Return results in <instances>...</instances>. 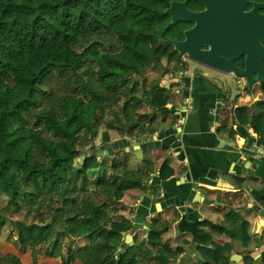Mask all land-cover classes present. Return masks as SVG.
<instances>
[{
    "label": "trees",
    "instance_id": "16d2710c",
    "mask_svg": "<svg viewBox=\"0 0 264 264\" xmlns=\"http://www.w3.org/2000/svg\"><path fill=\"white\" fill-rule=\"evenodd\" d=\"M175 1L0 0V195L23 218L31 216L30 222L9 219L31 264H37L34 242L40 238L44 255L61 264L169 260L161 240L168 223L157 219L147 223L144 239L122 247L132 225L116 216L117 206L127 190L143 189L154 165L133 171L123 150L120 159L107 149L108 131L139 138L157 131L156 117L139 112L141 101L153 113L169 111L170 89L160 86L169 71L142 86V98L136 78L148 69L158 72L163 59L173 73L187 69L164 44L176 40L178 24L166 13ZM93 36L100 41L76 48ZM259 87L264 93V82ZM252 105L253 112L242 108L232 125L264 140V99ZM172 173L163 161L159 178ZM5 221L0 215V224ZM233 224L209 227L246 245L248 223L234 217ZM229 250L228 244L197 246L198 264H229ZM0 264L21 262L4 255Z\"/></svg>",
    "mask_w": 264,
    "mask_h": 264
},
{
    "label": "crops",
    "instance_id": "0c3cea01",
    "mask_svg": "<svg viewBox=\"0 0 264 264\" xmlns=\"http://www.w3.org/2000/svg\"><path fill=\"white\" fill-rule=\"evenodd\" d=\"M223 76L176 75L175 81L181 82L176 89L181 100L167 107L172 119L164 121L166 126L158 128L150 141L140 143L138 137L122 143L131 170L138 171L149 162L154 173L143 189L124 193L119 215L132 225V233L127 234L133 244L136 236L146 237L147 223L155 219L168 223L161 239L169 259L166 264H198L202 258L197 246L224 244L230 246L229 264H264V140L252 129L239 128L222 117L224 101L230 98L218 80ZM259 85L254 84L251 94L246 92L239 100L250 99L252 89ZM262 96L260 90L256 100L264 99ZM138 144L140 158L134 154ZM251 148L262 154L254 156L258 164L247 161L254 155L248 152ZM163 161L173 171L166 179L158 176ZM234 217L248 223L246 245L226 232L210 230L209 225L232 228ZM36 261L61 264L59 259L41 254ZM74 264H79L78 260Z\"/></svg>",
    "mask_w": 264,
    "mask_h": 264
},
{
    "label": "rangeland",
    "instance_id": "374dc122",
    "mask_svg": "<svg viewBox=\"0 0 264 264\" xmlns=\"http://www.w3.org/2000/svg\"><path fill=\"white\" fill-rule=\"evenodd\" d=\"M99 39L96 36H93L89 39L83 40L78 45L76 48L78 50H82L84 47L88 46L89 43L98 41ZM100 41V40H99ZM172 64L168 65L166 61L163 59L162 60V65L159 67V71L155 72L152 69H148L142 76H139L136 78V81L139 84L140 91L138 92V97L142 98V86H148L150 83L154 82L157 78L161 76V73L164 70L169 71L168 74L165 76L161 77L160 81V86H169L168 89H170V94H171V102L176 104L180 102L181 98L176 92V89L180 86V81H175V76L180 75V72L178 73H173L172 72ZM199 67V66H198ZM187 68L188 72H191L192 74H206L208 76H212L211 73H209V70L207 68H197V65L192 62H187ZM179 77V76H178ZM213 78V77H212ZM229 76L225 75L223 76V79L219 78L218 80L221 82V86L224 89V91L229 93V99H226L224 101V106L222 107V117L227 120L228 123L231 122V119L233 116H235L237 113L240 112L242 108H247L248 112H253L252 104L254 100L256 101V96L257 93L260 91L259 87H255L252 89V95H250V99H247V101L239 100L240 97H243L246 95L245 91V83L244 80L241 78H233L232 81H229ZM217 79V78H215ZM264 97V96H262ZM170 108V107H169ZM140 113H149L152 114L156 117V120L154 122V127L156 129L161 128L162 125L166 126V124H163L164 121L172 119V117L169 115L167 111H164L162 113H153L149 107H147L143 102L141 101V106L139 108ZM102 131L105 130L104 125H101ZM109 138H110V144L107 149V151L114 150L113 147L116 146V149L114 150V153L116 154V158L124 159V154H122V143L123 141H129L132 140L133 138H138L139 134L134 133L133 136H129L127 134L125 135H120L116 131H108ZM99 147V145H98ZM114 157V158H115ZM113 159V158H112ZM128 159V165L129 164V156H127ZM107 162H111V159H108ZM125 193V192H124ZM122 199V198H121ZM118 209L116 216L121 218L119 215L120 210H121V200L118 204ZM0 215L4 216L6 218V221L2 224H0V256L4 255H10L14 260H19L21 264H31V256H30V250H23L21 249L18 244H17V233H16V227L15 225H12L9 221V219L13 221H20L24 217V213L22 211H17L12 205H10L4 195H0ZM26 222H30L31 216L27 215L26 217ZM137 237V236H136ZM145 236L140 235L137 237V240H142L144 239ZM40 238L39 240L34 242V246L37 249L38 255L41 254L44 255V249L45 246L43 242H41ZM134 239V238H133ZM83 241H78L77 245L81 246L83 245ZM58 260L57 258H54ZM57 262V261H56ZM79 264H82L81 261H79ZM58 263V262H57Z\"/></svg>",
    "mask_w": 264,
    "mask_h": 264
},
{
    "label": "flooded vegetation",
    "instance_id": "af4514ba",
    "mask_svg": "<svg viewBox=\"0 0 264 264\" xmlns=\"http://www.w3.org/2000/svg\"><path fill=\"white\" fill-rule=\"evenodd\" d=\"M175 2L182 3L185 2V0H177ZM209 6L215 14H228L227 19H229V22L224 30L218 31L220 26L214 22L219 19V17L213 19L209 29V38L211 41L200 44V51H212V58H233L234 66L243 70L246 58L249 56L247 48H253L256 43L260 45L261 48H264V41L258 38L260 34H262L263 28V22L259 20V17L264 16V0H209ZM185 8L192 13H201L206 9V6L196 0H188L185 3ZM239 12L243 14H252V17L249 19L241 18L230 24L231 14H237ZM253 16H255V18ZM177 24L176 42H183L185 40V32L196 25L195 22H186L182 20L178 21ZM176 52L181 62L186 65L187 62H191L188 60L189 56L187 53ZM250 57H254V55L250 54ZM192 63H195L197 68H207L212 76H225V72L222 70L205 66L198 61ZM261 63L264 69V61L262 60ZM188 71V68L185 71H181V76ZM196 75H203V73ZM234 77L235 76H233L232 79ZM237 78L241 79L242 77ZM242 79L247 86L245 79Z\"/></svg>",
    "mask_w": 264,
    "mask_h": 264
},
{
    "label": "water",
    "instance_id": "95a60500",
    "mask_svg": "<svg viewBox=\"0 0 264 264\" xmlns=\"http://www.w3.org/2000/svg\"><path fill=\"white\" fill-rule=\"evenodd\" d=\"M188 0H185V2L179 3V2H173L170 4L169 8L166 10V13L170 17V20L172 23H177L178 21H186V22H195L196 25L192 29H189L185 32V40L183 42H176L173 40H166L164 41L165 45H171L176 51L187 53L189 58L188 60L191 62L198 61L199 63L205 65L214 67L216 69L222 70L225 72V75L229 77L237 76L242 77L245 79L247 88L251 89L254 84L256 83H263L264 82V69L262 66L261 61H264V48H261L260 45L256 43L253 48H247V52L249 54L248 58H246L245 66L243 70H240L236 68L233 64V58H212V51L204 52L200 51V44L208 43L210 42L209 38V29L210 24L212 23L213 19H216V17H219V19L215 20V24H217L219 27L218 31L224 30L226 26H228L229 19H227L228 14H215L212 12L210 6H209V0H196L201 2L203 5L206 6V9L201 13H192L186 10L185 3ZM252 17V14H243V13H237V14H231V21L230 24L233 21H236L241 18H247L249 19ZM255 18V16H253ZM259 20L263 22V28H262V34H260V39L264 41V16H260ZM250 54H253L254 57H250ZM262 57V58H260ZM170 105H166V107H169ZM155 138L152 137H142L140 139V143H145L146 140L150 141L151 139ZM102 147H100L101 149ZM250 153H253L254 155H250L247 158V161L249 163H259L260 161L254 156L261 157V152H254V148H251L249 151ZM92 153L95 154L96 150H92ZM134 154L140 158L141 149L140 145H135L134 147ZM263 218H264V212ZM132 236L127 234L125 235V240L122 243L123 248H127L128 246H132ZM238 257V255H235ZM232 260L235 259V257L231 258Z\"/></svg>",
    "mask_w": 264,
    "mask_h": 264
}]
</instances>
